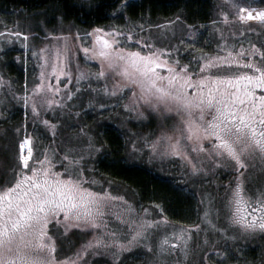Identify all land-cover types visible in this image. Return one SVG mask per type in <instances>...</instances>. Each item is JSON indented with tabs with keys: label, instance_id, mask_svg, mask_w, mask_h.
I'll return each instance as SVG.
<instances>
[{
	"label": "rangeland",
	"instance_id": "rangeland-1",
	"mask_svg": "<svg viewBox=\"0 0 264 264\" xmlns=\"http://www.w3.org/2000/svg\"><path fill=\"white\" fill-rule=\"evenodd\" d=\"M124 7L117 8L109 20L97 28L131 32L134 39L128 43L134 47L137 41H141L140 46L147 42L156 47L169 48L172 50L170 54L178 56L182 64L203 53H216L219 51L218 45L225 42L235 45V50L243 45L245 50L252 51L251 45H255L257 51L251 57L253 60H259V50H264V22L239 19V8L246 9L243 13L245 17L247 10L255 15L258 11H264V0H213L206 26L189 25L180 15L152 18L149 14H140L133 18L124 13ZM223 14H227V21ZM49 19L54 24L50 25ZM6 29L24 33L27 39L23 35L8 39L0 37V76L4 80L0 86V184L12 178L19 141L28 135L32 138L34 157L41 156L45 149L49 155L54 153L57 158L66 152L80 156V166L88 181L85 187L123 198L109 199L106 219L110 229L126 234V222L130 218L155 222L148 238L152 251L144 244L134 245L116 259L111 251L103 248L88 249L87 255L77 264H250L252 259L248 251L251 249L256 251V264H264V233L257 231L242 236L240 230L230 223L228 208L237 182L242 183L246 198L254 200L264 195V160L258 155L245 157L247 167L237 170L234 161L226 160L217 165L203 153H191L193 163L201 168L198 173H193L191 164L182 157L155 155L150 145L157 137L171 131L175 114L154 112L147 107L130 111L125 108L132 100L127 89L123 92L118 90L115 96L110 94L115 81L98 77L99 60L88 59L82 50L84 46H92L95 37L87 34L93 30L63 22L59 15L44 11L0 13V32ZM203 31L207 32L206 38ZM54 44L61 47L66 45L71 54L68 64L70 76H61L59 85L51 75L50 67L45 64V55L40 52L42 48L51 51ZM42 71L49 77L44 80L45 85L51 83L60 88L55 96L60 104L51 107L44 104L39 107L37 115L32 112V90L41 82ZM80 72L85 73L86 78L78 81ZM19 78L20 82L16 83ZM105 87L108 91H105ZM45 95L51 96V93L45 90L36 97L38 105ZM15 111L22 113L18 123L11 120V113ZM44 120L50 123L46 125ZM108 125L114 126L122 134L126 164L143 165L155 175L167 179L184 195L194 197L196 222L182 225L170 221L164 216L160 205L138 201L134 191L94 169L98 158L106 151L100 136ZM118 217H122L124 222ZM192 225H199V229L191 228L186 254L180 248L171 253L158 252L157 246L164 236ZM50 232L56 243L55 255L58 260L73 257L82 245L96 235L94 230L76 227L65 232L62 225L50 228Z\"/></svg>",
	"mask_w": 264,
	"mask_h": 264
},
{
	"label": "snow or ice",
	"instance_id": "snow-or-ice-1",
	"mask_svg": "<svg viewBox=\"0 0 264 264\" xmlns=\"http://www.w3.org/2000/svg\"><path fill=\"white\" fill-rule=\"evenodd\" d=\"M245 11L239 8L240 20L264 22V11L253 15L247 10V17L243 15ZM223 15L227 21V14ZM21 35L27 39L24 33L7 29L0 32L4 39ZM87 35L95 38L91 47L82 48L83 52L88 59L99 60L98 77L115 81L111 95L128 90L132 100L130 105H125L126 109L137 111L147 107L154 112L175 114L171 131L150 145L155 155L182 157L191 164L193 173L201 168L193 163L191 153H203L217 165L234 161L237 170L247 167L245 157L258 155L264 160V50H259V60H253L255 45H251L252 51L245 50L243 45L235 50V45L225 42L218 45L216 53H203L182 64L178 56L170 54L169 48L147 42L140 46L141 41L135 47L129 44L134 39L131 32L95 28ZM40 52L45 55V64L57 85L61 76H70L71 54L66 45L54 44L51 51L42 48ZM84 78L85 73L80 72L77 80ZM45 79L49 77L42 71L41 82L32 90V112L37 115L44 104L49 107L60 104L55 99L60 88L51 83L45 85ZM3 84L0 76V86ZM45 90L51 96L41 97L38 105L36 97ZM25 96L27 105V92ZM18 147L12 178L0 184V264H77L88 249L99 248L111 251L119 259L122 252L139 244L153 250L148 238L155 222L130 218L126 222V234L109 228L106 219L109 199L123 198L85 187L88 181L80 166L82 157L66 152L57 158L54 153L49 155L47 149L41 152L43 158L34 157L32 138L28 135L19 141ZM228 208L230 223L242 236L257 231L264 233V195L254 200L246 198L242 183L237 182ZM61 225L65 232L76 227L94 230L96 235L73 257L58 260L50 228ZM191 228L199 229V225L164 236L157 246L158 252L171 253L180 248L186 254Z\"/></svg>",
	"mask_w": 264,
	"mask_h": 264
},
{
	"label": "trees",
	"instance_id": "trees-1",
	"mask_svg": "<svg viewBox=\"0 0 264 264\" xmlns=\"http://www.w3.org/2000/svg\"><path fill=\"white\" fill-rule=\"evenodd\" d=\"M122 6H125L124 13L133 18L140 14H149L152 18L180 15L189 25L206 26L210 20L213 0H0V13L44 11L59 15L63 22L93 30L106 23L112 12ZM48 22L54 24L52 19ZM203 32L205 37L207 32ZM15 82L19 83L20 78ZM11 114V120L18 123L21 111ZM100 139L104 140L106 151L95 163L94 169L97 172L123 183L136 193L138 201L160 205L164 216L172 222L186 225L197 221L194 197L184 195L167 179L155 175L143 165L126 164L124 140L114 126L105 127ZM248 252L252 259L250 264H256L255 249Z\"/></svg>",
	"mask_w": 264,
	"mask_h": 264
},
{
	"label": "bare ground",
	"instance_id": "bare-ground-1",
	"mask_svg": "<svg viewBox=\"0 0 264 264\" xmlns=\"http://www.w3.org/2000/svg\"><path fill=\"white\" fill-rule=\"evenodd\" d=\"M247 17V16H246Z\"/></svg>",
	"mask_w": 264,
	"mask_h": 264
},
{
	"label": "flooded vegetation",
	"instance_id": "flooded-vegetation-1",
	"mask_svg": "<svg viewBox=\"0 0 264 264\" xmlns=\"http://www.w3.org/2000/svg\"><path fill=\"white\" fill-rule=\"evenodd\" d=\"M250 218V217H249Z\"/></svg>",
	"mask_w": 264,
	"mask_h": 264
}]
</instances>
